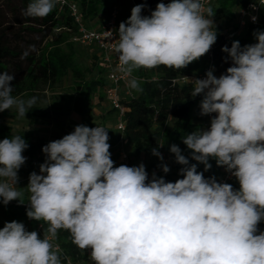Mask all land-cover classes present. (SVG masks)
I'll list each match as a JSON object with an SVG mask.
<instances>
[{
    "label": "clouds",
    "instance_id": "clouds-1",
    "mask_svg": "<svg viewBox=\"0 0 264 264\" xmlns=\"http://www.w3.org/2000/svg\"><path fill=\"white\" fill-rule=\"evenodd\" d=\"M60 0H30L23 16L45 18ZM264 4V0H260ZM136 4L117 30V70L125 76L160 66L179 70L206 55L217 41L212 7L203 0H160L150 15ZM257 8L255 0L251 5ZM253 23L257 21L252 16ZM255 43L234 40L226 53L231 62L219 76L208 70L190 79L191 97L201 96L199 114L210 116L169 151L181 165L175 182L151 179L143 163L115 165L109 129L80 124L42 147L39 174H29L26 216L47 224L40 234L18 221L0 228V264H62L52 241L60 230L87 252L91 264H264V30H254ZM35 45H29L24 60ZM14 74L0 72V113L15 109L26 118L38 97L13 95ZM128 87L142 92L136 78ZM29 147L24 136L0 140V203L25 204L18 187L19 170ZM151 153L163 163L159 148ZM190 160L196 163H190ZM210 160L234 178L239 187L204 172ZM198 164L204 166L198 171ZM43 226V224H42Z\"/></svg>",
    "mask_w": 264,
    "mask_h": 264
},
{
    "label": "trees",
    "instance_id": "trees-1",
    "mask_svg": "<svg viewBox=\"0 0 264 264\" xmlns=\"http://www.w3.org/2000/svg\"><path fill=\"white\" fill-rule=\"evenodd\" d=\"M77 2L80 15L86 25L90 27L98 21V16L102 12L109 11L113 4L119 9L117 24L126 21L131 15V9L140 3L146 4L142 15H150L156 4L160 0H74ZM252 0H213L212 17L216 20L217 41L213 45L214 74L219 76L231 66V62L225 63L226 53L221 48L227 45L229 48L234 40H239L241 46L254 43V30H264V7L261 8L257 23H248L239 33L232 38H226L223 33L224 28L234 30L237 28V10L245 7ZM30 0H0V72L14 74L13 95L24 99L32 96L38 97V101L26 118L33 122L45 123L49 117L48 110L42 106L46 87H52L62 81L66 75L72 79V91L67 94L56 96L67 104L77 114L84 117L80 124L88 127H95L98 122L87 111L90 103L95 98L105 99L104 88L107 85L106 71L104 66L97 60V51L91 48L95 62L94 72L91 77H85V69L77 62V51L74 43L70 40L75 31L72 18L66 10L57 12L56 7L45 18H30L23 16ZM168 3L170 0H163ZM5 10H4V9ZM226 23L229 24L227 27ZM29 45H35L36 51L31 52L27 58L21 60L23 51ZM90 52V51H89ZM206 57L189 64L184 69H171L160 66L154 69H139L132 73V78H136L142 92H137L130 88L129 94L121 91V101L128 110L124 114L125 141L132 148V155L138 156L140 153H151L152 148L161 146L162 139L166 138L168 147L177 144L186 156L189 150L182 143L187 133L198 130V123L193 122L191 110L195 102L201 100V96L191 97L193 87L187 84L173 83V79L205 68ZM106 100V99H105ZM107 111L114 109L108 104ZM15 115L16 112L14 111ZM157 114V123L163 129L155 127L154 116ZM172 118L174 124L167 127L166 122ZM79 124V125H80ZM15 135L24 136L29 147L23 155L33 161L37 156L43 154L42 147L47 144L46 140L36 136L33 130L13 131L9 125H0V140ZM160 148L158 149V151ZM212 168L204 172L206 178L219 175L221 167H217L215 160L209 161ZM190 163L196 161L190 160ZM133 166V164H131ZM182 166L175 163L173 171L164 175L166 181L175 182L179 176V169ZM147 170V169H146ZM198 171L203 172L204 166L198 164ZM158 176V175H157ZM238 188V183L234 180L230 182ZM28 194L25 192V204L17 201L10 202L7 206L0 203V210L3 211L6 220H9V212H12L13 220L22 222L28 221L26 209ZM12 209H15L13 211ZM43 224L42 233L47 230L48 225ZM3 226L0 224V228ZM41 236V235H40ZM42 238V237H41ZM56 241L61 248L58 252L60 258L64 255L76 261H85L87 252H83L72 243L71 234L66 230H60Z\"/></svg>",
    "mask_w": 264,
    "mask_h": 264
},
{
    "label": "built area",
    "instance_id": "built-area-1",
    "mask_svg": "<svg viewBox=\"0 0 264 264\" xmlns=\"http://www.w3.org/2000/svg\"><path fill=\"white\" fill-rule=\"evenodd\" d=\"M212 1L213 0H203L205 7H209ZM253 2L254 0L249 2L245 7H241L238 9L236 18L237 28L233 31L229 28H224L223 33L226 38H232L235 34L239 33L248 23H253L251 20V17L253 15L257 17V21L255 23L258 22L259 13L261 11V8L264 7V4L260 3V0H255L257 8L253 10V8L251 7ZM56 9L58 13L66 10L69 16L72 18V23L75 25V31L71 35L70 40L76 45L93 47L97 51V60L104 66L106 71L107 85L104 88V97L107 103L110 105L111 108L114 109L117 115V122L115 126L117 131L120 133L121 137L124 136V114L128 110V108H126L121 101V91H124L125 94H129L130 87H128V81L132 79V76H125L123 73L117 70L119 61L118 54L115 52V47L118 44V6L116 4H113L110 7L107 18L104 21L103 25L97 28L88 27L86 25L85 21L80 15L78 4L74 0H60V2L56 5ZM210 69L214 71L213 46L210 51L206 54V65L203 70L192 72L190 74H183L173 79L172 81L173 83L187 84L194 87V81L191 83L186 82L185 77H188L190 79L204 78L206 72ZM210 118V116H205L204 125L207 126L210 123ZM157 121L158 120L156 114L154 116V122L156 123ZM118 150L122 164L132 166L130 155L127 150L123 147V145H120ZM45 159L46 157L43 156L41 159L33 160L31 163L32 171H36L37 174H39V165L42 164ZM159 171H162L160 167L156 168L155 170L147 171L149 174V179H151L153 172L158 175ZM28 178L29 176L26 180H28ZM217 180L220 182L230 183L235 179L231 178L229 174L225 171V169L221 167ZM259 227L261 230H264V222H262ZM32 230L37 231L41 235V237H43V233L41 231V222L36 223L29 231ZM52 243L54 247L58 250V252H61V248L57 243L56 239H54ZM61 261L62 264H87L85 261H76L66 255L61 258Z\"/></svg>",
    "mask_w": 264,
    "mask_h": 264
},
{
    "label": "rangeland",
    "instance_id": "rangeland-1",
    "mask_svg": "<svg viewBox=\"0 0 264 264\" xmlns=\"http://www.w3.org/2000/svg\"><path fill=\"white\" fill-rule=\"evenodd\" d=\"M213 1L210 4V7L213 6ZM4 9V8H3ZM5 10V9H4ZM238 11V10H237ZM214 20V24H216ZM228 23H226L227 25ZM229 27V24L227 25ZM74 48L77 51V62L80 64V66L85 69V77L89 78L94 72V64L95 62L93 60L94 57L91 54V48L80 46L73 44ZM90 51V52H89ZM206 57L204 55L199 60H203ZM72 91V79L70 75H66L62 81L52 87H46L43 91L44 100L42 102V106L45 107L49 112V117L45 120L46 122L43 123L41 120H38V122H33L28 118H16V115L14 113L15 109H12L10 111L6 110L2 113H0V125H9L11 126L13 131H25L28 129L33 130L34 134L36 136H39L46 140L47 143L50 141L62 138L64 135L69 134L74 130V127L76 125H79L84 117L77 114L75 111L71 109L70 104L65 103L64 101L55 98L56 96L67 94ZM103 99H98L94 97L92 100V103H90L87 111L92 115L95 121L98 123H103L106 121L111 122L116 126L117 122V115L115 111H113V116H111L112 111L108 112L105 110V107L102 104ZM200 102V100H199ZM199 102L196 101L194 106L191 110V118L193 122L198 123L199 127H208L209 124L206 126L204 125L205 116H201L199 114ZM156 128L163 129L161 126L158 125V123H155ZM174 124V120L170 118L166 122L167 127H172ZM163 147H161L160 152L162 153L164 157L163 163L167 164L170 167V172L173 171V165L175 164L174 155L170 153L168 142L166 138L162 139ZM25 156V155H24ZM45 154L43 153L41 156H37L35 159H41ZM26 163L21 167L19 170L18 176V187L23 188L24 192H27V189L24 188L28 184L27 177L32 171V161L29 160L27 156ZM144 160V165L147 169V171L155 170L159 167V165L162 163L156 156H153L150 153H146ZM169 172V173H170ZM168 174V173H167ZM166 175L163 171L158 172V176H164ZM28 199V197H27ZM15 211V209H12ZM9 220H6L4 217V213L2 210H0V224L3 226L5 222H11L13 221V215L12 212H9ZM33 222H25V227L27 230H31L32 226L35 224L36 221L29 220ZM84 261V260H83Z\"/></svg>",
    "mask_w": 264,
    "mask_h": 264
},
{
    "label": "crops",
    "instance_id": "crops-1",
    "mask_svg": "<svg viewBox=\"0 0 264 264\" xmlns=\"http://www.w3.org/2000/svg\"><path fill=\"white\" fill-rule=\"evenodd\" d=\"M108 13L107 12H102L99 16H98V21L94 24H92L90 27L93 28H97L103 25L104 21L107 18ZM103 106L105 107V110L107 111L108 103L107 101L104 99L102 102ZM111 116H113V112L111 114ZM98 125H102L103 127H106L107 129H109L108 135H109V143L111 145L110 147V152H111V158L115 161V165L119 166L120 164H122L120 157H119V147L120 145H123V147L127 150V152L130 155L131 158V163L133 164V166H138L140 163H144V158L146 153L142 152L140 153L138 156H133L132 155V148L131 146L125 141L124 136L121 137L120 133L117 131L116 127L114 126V124H112L109 121L103 122V123H98ZM33 222V221H31ZM39 223L38 221L35 222ZM34 224V225H35ZM33 225V226H34ZM32 226V227H33ZM85 262L87 264H91V261L89 259V255L87 254Z\"/></svg>",
    "mask_w": 264,
    "mask_h": 264
}]
</instances>
